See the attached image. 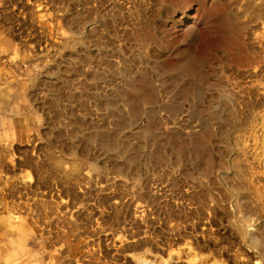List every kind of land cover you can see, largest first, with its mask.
<instances>
[{
  "label": "rangeland",
  "instance_id": "rangeland-1",
  "mask_svg": "<svg viewBox=\"0 0 264 264\" xmlns=\"http://www.w3.org/2000/svg\"><path fill=\"white\" fill-rule=\"evenodd\" d=\"M0 22V71L31 74L0 105V221L68 264H264V0H1Z\"/></svg>",
  "mask_w": 264,
  "mask_h": 264
},
{
  "label": "bare ground",
  "instance_id": "bare-ground-1",
  "mask_svg": "<svg viewBox=\"0 0 264 264\" xmlns=\"http://www.w3.org/2000/svg\"><path fill=\"white\" fill-rule=\"evenodd\" d=\"M1 1V0H0ZM184 19L188 16L183 15ZM181 17V18H183ZM11 32L5 28L0 22V55L4 50L10 51V55L14 57L17 51V47L13 42ZM18 59V57H17ZM28 68V67H27ZM23 71V72H22ZM30 70H20L18 68H7L5 71H0V105L11 103L12 97H16L17 101L26 99L25 93L19 91L20 86L24 82L31 80ZM18 92V95H14V92ZM13 119L10 117H3L0 115V130H11L15 136L19 135L17 128L12 126ZM2 136L0 135V140ZM7 221H0V264H45L48 259L57 260L55 264H68V260H62L60 256H56L53 253L44 254L41 249L42 244L34 242L30 246L26 243L23 231L27 229L20 226L17 229L18 220H15L12 215H7ZM1 217V215H0ZM28 228L30 229L29 225ZM72 240L71 238H68ZM71 247H76L75 241L68 243ZM144 264H152L148 260H143Z\"/></svg>",
  "mask_w": 264,
  "mask_h": 264
}]
</instances>
